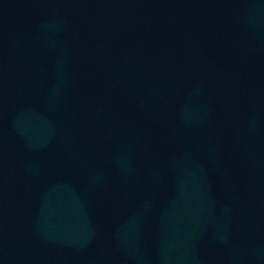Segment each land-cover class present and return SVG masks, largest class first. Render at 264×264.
Returning a JSON list of instances; mask_svg holds the SVG:
<instances>
[{"label":"water","instance_id":"water-1","mask_svg":"<svg viewBox=\"0 0 264 264\" xmlns=\"http://www.w3.org/2000/svg\"><path fill=\"white\" fill-rule=\"evenodd\" d=\"M0 79V264H264V0H0Z\"/></svg>","mask_w":264,"mask_h":264},{"label":"flooded vegetation","instance_id":"flooded-vegetation-1","mask_svg":"<svg viewBox=\"0 0 264 264\" xmlns=\"http://www.w3.org/2000/svg\"><path fill=\"white\" fill-rule=\"evenodd\" d=\"M6 68V67H5ZM6 73H7V68H6V71H5V73H4V79H5V95L3 94V91H2V89H1V83H2V80L0 79V94H3V99H5V109H6V104H7V99H6V91H7V89H6V84H7V78H6ZM2 98V95H0V99ZM0 104H1V101H0ZM7 110V109H6ZM5 120H6V118H5ZM6 123H7V120H6Z\"/></svg>","mask_w":264,"mask_h":264}]
</instances>
